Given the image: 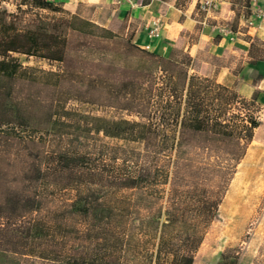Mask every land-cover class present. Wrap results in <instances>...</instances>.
Returning a JSON list of instances; mask_svg holds the SVG:
<instances>
[{
    "label": "trees",
    "instance_id": "1",
    "mask_svg": "<svg viewBox=\"0 0 264 264\" xmlns=\"http://www.w3.org/2000/svg\"><path fill=\"white\" fill-rule=\"evenodd\" d=\"M194 62L60 2L0 0V264H193L262 110L257 88L246 97Z\"/></svg>",
    "mask_w": 264,
    "mask_h": 264
},
{
    "label": "crops",
    "instance_id": "2",
    "mask_svg": "<svg viewBox=\"0 0 264 264\" xmlns=\"http://www.w3.org/2000/svg\"><path fill=\"white\" fill-rule=\"evenodd\" d=\"M53 1L72 13L119 29L139 46L166 57L184 48L195 58L204 50L220 60L234 58L236 62L225 61L219 66L217 81L242 77L238 91L246 97L256 87L264 90V20L257 18L258 12L264 11V0H230L209 17L198 10L200 0ZM155 20L161 24L157 35L151 34ZM249 20L255 23L250 24ZM223 23L230 24L232 34L218 31L216 26ZM239 61L243 69L237 75L234 70ZM252 71L259 78L257 85Z\"/></svg>",
    "mask_w": 264,
    "mask_h": 264
},
{
    "label": "rangeland",
    "instance_id": "3",
    "mask_svg": "<svg viewBox=\"0 0 264 264\" xmlns=\"http://www.w3.org/2000/svg\"><path fill=\"white\" fill-rule=\"evenodd\" d=\"M4 6L10 10L15 8L14 5L7 3ZM116 31L121 32L119 29ZM179 50L186 52L184 48ZM16 56L25 66L59 70L58 62H50L24 54H16ZM225 61L236 62L234 58L229 57L220 60L204 50L195 58L190 72L216 77L217 69ZM242 69L239 61L234 71L238 75ZM251 74L255 79L254 85H257L255 83H258L259 78L256 71H252ZM241 81L242 77H237L226 83L238 89ZM257 89L259 90L258 100L262 104L259 126L254 131L247 155L238 165L228 185L229 188L219 205L216 217L207 227L204 238L195 251L193 264H264V90ZM67 107L85 114L134 118L133 115L116 107L81 102V100H70ZM108 140L113 143L117 142L115 139ZM131 145L138 146L134 143ZM2 167L5 168L4 162ZM144 240H147L143 246L145 252L139 254L136 261H145L154 251L153 239L147 236ZM131 253V251L128 253V257L132 255Z\"/></svg>",
    "mask_w": 264,
    "mask_h": 264
},
{
    "label": "built area",
    "instance_id": "4",
    "mask_svg": "<svg viewBox=\"0 0 264 264\" xmlns=\"http://www.w3.org/2000/svg\"><path fill=\"white\" fill-rule=\"evenodd\" d=\"M226 2H230V0H200L198 1V10L204 13L206 17H209L215 14V12H217L220 9L221 5ZM257 18L264 20V11L260 10L257 14ZM248 22L250 24H254L255 20H249ZM160 25L161 24L159 20H155L151 29V34L157 35ZM216 28L221 34H227V35L232 34L231 26L229 23L220 24L216 26Z\"/></svg>",
    "mask_w": 264,
    "mask_h": 264
}]
</instances>
